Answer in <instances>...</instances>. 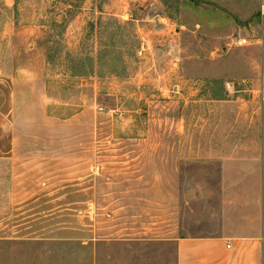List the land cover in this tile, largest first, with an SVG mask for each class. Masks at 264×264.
I'll use <instances>...</instances> for the list:
<instances>
[{
  "label": "rangeland",
  "instance_id": "1",
  "mask_svg": "<svg viewBox=\"0 0 264 264\" xmlns=\"http://www.w3.org/2000/svg\"><path fill=\"white\" fill-rule=\"evenodd\" d=\"M263 159L264 0H0V264H177Z\"/></svg>",
  "mask_w": 264,
  "mask_h": 264
},
{
  "label": "crops",
  "instance_id": "2",
  "mask_svg": "<svg viewBox=\"0 0 264 264\" xmlns=\"http://www.w3.org/2000/svg\"><path fill=\"white\" fill-rule=\"evenodd\" d=\"M256 169L260 170V193L253 229L214 237H179L177 264H264V159Z\"/></svg>",
  "mask_w": 264,
  "mask_h": 264
},
{
  "label": "built area",
  "instance_id": "3",
  "mask_svg": "<svg viewBox=\"0 0 264 264\" xmlns=\"http://www.w3.org/2000/svg\"><path fill=\"white\" fill-rule=\"evenodd\" d=\"M239 45H240V46H245V45H247V40H241V41L239 42Z\"/></svg>",
  "mask_w": 264,
  "mask_h": 264
},
{
  "label": "trees",
  "instance_id": "4",
  "mask_svg": "<svg viewBox=\"0 0 264 264\" xmlns=\"http://www.w3.org/2000/svg\"><path fill=\"white\" fill-rule=\"evenodd\" d=\"M193 2H202L203 0H191Z\"/></svg>",
  "mask_w": 264,
  "mask_h": 264
}]
</instances>
